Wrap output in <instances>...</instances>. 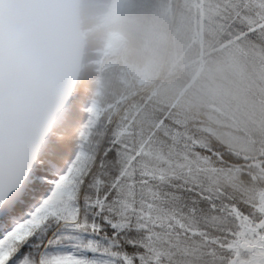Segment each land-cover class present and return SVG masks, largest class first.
<instances>
[{
	"label": "snow or ice",
	"instance_id": "snow-or-ice-1",
	"mask_svg": "<svg viewBox=\"0 0 264 264\" xmlns=\"http://www.w3.org/2000/svg\"><path fill=\"white\" fill-rule=\"evenodd\" d=\"M255 6V22L264 21V0ZM58 106L0 11V264H13L51 222L76 234L67 237L74 250L38 264H264V164L249 175L206 158L172 160L154 133L124 126L93 145L89 119L61 166L47 146ZM177 170L187 177L182 190L195 193L189 206L172 204L179 194L160 190L174 187ZM26 183L35 198L22 210L13 195Z\"/></svg>",
	"mask_w": 264,
	"mask_h": 264
},
{
	"label": "trees",
	"instance_id": "trees-1",
	"mask_svg": "<svg viewBox=\"0 0 264 264\" xmlns=\"http://www.w3.org/2000/svg\"><path fill=\"white\" fill-rule=\"evenodd\" d=\"M258 2L81 0L82 29L93 25V15H104V30L118 32L128 43L103 57L98 68L88 62L101 43L85 36L84 65L48 144L61 166L71 157L68 144H75L94 119L93 145L124 126L145 137L154 133L156 147L172 160L206 158L222 170L257 172L264 164V21L255 22ZM140 77L147 83L138 84ZM177 175L174 187L160 190L179 194L172 204L189 206L195 193L183 191L187 177L179 170ZM34 198L28 186L21 209ZM75 235L63 223L51 222L13 264L25 258L38 264L41 257L73 251L74 241L67 237Z\"/></svg>",
	"mask_w": 264,
	"mask_h": 264
},
{
	"label": "water",
	"instance_id": "water-1",
	"mask_svg": "<svg viewBox=\"0 0 264 264\" xmlns=\"http://www.w3.org/2000/svg\"><path fill=\"white\" fill-rule=\"evenodd\" d=\"M81 0H0L6 22L22 37L39 78L53 88L59 106L51 116L47 146L65 115L78 81L85 50ZM26 183L13 199H20Z\"/></svg>",
	"mask_w": 264,
	"mask_h": 264
},
{
	"label": "rangeland",
	"instance_id": "rangeland-1",
	"mask_svg": "<svg viewBox=\"0 0 264 264\" xmlns=\"http://www.w3.org/2000/svg\"><path fill=\"white\" fill-rule=\"evenodd\" d=\"M92 19H96V20L93 23V25L83 29V34H84V41H85V36L91 35V36H93L94 40H98V42L101 43L100 45L102 47L93 49V51L96 54V57L91 58L88 62V64L92 65L93 67L99 68V66L101 64V59L103 57H107V56H110L114 53L120 52L126 46V44L128 43V40L124 36L119 34L118 32H111V31L109 32L107 30H104L105 26L107 25V21H106V18L104 15H93ZM111 34H116V36L119 37L118 39H121L122 45L119 49H115L111 45H109V37ZM124 41H125V43L126 42L127 43L123 44ZM83 65H84V63H82V66ZM158 78H159V76L157 77V79ZM137 82H138V84L147 83V81L144 77L138 78ZM155 83H156V80L151 81L148 85V88L153 86ZM148 88H146L145 90H147ZM120 109L117 111V113L120 111ZM116 114H115V116H116Z\"/></svg>",
	"mask_w": 264,
	"mask_h": 264
},
{
	"label": "bare ground",
	"instance_id": "bare-ground-1",
	"mask_svg": "<svg viewBox=\"0 0 264 264\" xmlns=\"http://www.w3.org/2000/svg\"><path fill=\"white\" fill-rule=\"evenodd\" d=\"M118 38L119 37H117L116 34H111L109 37V45H111L115 49H119L122 45V41Z\"/></svg>",
	"mask_w": 264,
	"mask_h": 264
}]
</instances>
